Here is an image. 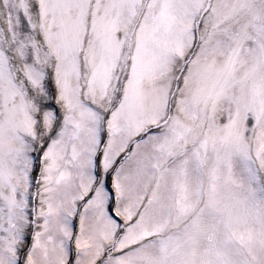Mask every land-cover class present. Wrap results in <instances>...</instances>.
<instances>
[{
    "label": "snow or ice",
    "instance_id": "snow-or-ice-1",
    "mask_svg": "<svg viewBox=\"0 0 264 264\" xmlns=\"http://www.w3.org/2000/svg\"><path fill=\"white\" fill-rule=\"evenodd\" d=\"M0 264H264V0H0Z\"/></svg>",
    "mask_w": 264,
    "mask_h": 264
}]
</instances>
